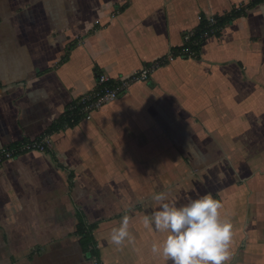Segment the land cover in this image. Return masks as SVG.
I'll list each match as a JSON object with an SVG mask.
<instances>
[{
    "label": "crops",
    "instance_id": "obj_1",
    "mask_svg": "<svg viewBox=\"0 0 264 264\" xmlns=\"http://www.w3.org/2000/svg\"><path fill=\"white\" fill-rule=\"evenodd\" d=\"M235 7L199 55H174L200 14ZM160 59L149 80L47 137L60 164L44 148L0 161V264H96L79 210L98 223L103 264H171L151 252L166 233L141 222L159 191L178 206L220 200L227 264H264V0H0V151L40 137L100 71ZM127 205L134 241L117 246Z\"/></svg>",
    "mask_w": 264,
    "mask_h": 264
},
{
    "label": "clouds",
    "instance_id": "obj_2",
    "mask_svg": "<svg viewBox=\"0 0 264 264\" xmlns=\"http://www.w3.org/2000/svg\"><path fill=\"white\" fill-rule=\"evenodd\" d=\"M155 210L141 218L148 230L166 233L164 239L153 241L151 252L171 264H227L231 258L233 224L230 218H221L224 207L211 194L189 198L187 203L177 205L169 199L166 191L151 195ZM131 206L124 207L119 226L111 230V243H132L129 231Z\"/></svg>",
    "mask_w": 264,
    "mask_h": 264
},
{
    "label": "trees",
    "instance_id": "obj_3",
    "mask_svg": "<svg viewBox=\"0 0 264 264\" xmlns=\"http://www.w3.org/2000/svg\"><path fill=\"white\" fill-rule=\"evenodd\" d=\"M243 8L242 7H235L232 9L231 12H229L228 14L224 15V16H217L215 15L216 18V23L214 24H209V21L207 20V17L205 14L203 15V19L200 22L199 27L196 30L195 36H194V40H198V44H194L193 41H191L189 44H187L188 46H192L196 51H197V55H199L200 51H201V47L202 44L205 42L206 37L205 34L206 32L209 35H220L221 33V29L228 23L232 22L236 17L240 16L241 14H243ZM178 49L174 48V55H177ZM168 60L165 59L163 63L167 62ZM84 105L83 103H80V99L75 98L74 100H72L66 107V110L64 111V113L58 118L56 119L46 130L45 132L38 137L35 140H29L27 138L23 139V141L21 142H17L11 146H7L10 147L11 149L15 150L14 156L23 153L27 150L22 149V147L25 144L31 143L33 144L34 141H41L43 138L48 137L50 135H52L55 132L64 130L68 127H74L76 126L78 123H80V121L86 117V112L84 110ZM44 149L51 153V155L53 156V158L55 159V161L59 163V160L54 152V150L49 146L48 142L44 143ZM73 177H74V172H72L70 174V180L71 183L73 185ZM98 227V223L94 222H88L86 215L84 214V212L82 210H79L78 212V223H77V227H76V231L75 233L77 235L80 236L81 238V242H82V247L84 252L87 254L88 257L93 258L96 260V264H103L102 258H101V249L99 246V241L95 236V229Z\"/></svg>",
    "mask_w": 264,
    "mask_h": 264
},
{
    "label": "built area",
    "instance_id": "obj_4",
    "mask_svg": "<svg viewBox=\"0 0 264 264\" xmlns=\"http://www.w3.org/2000/svg\"><path fill=\"white\" fill-rule=\"evenodd\" d=\"M209 24L216 23L215 15H206ZM200 22L203 19V15H199ZM196 30H191L184 35V45L181 50L178 52V56H196L197 51L191 46H188L191 41L196 45L198 40H194ZM205 36H208L206 32ZM174 55L172 54L170 58ZM169 59V58H167ZM165 59H160L155 61L153 64H147L142 67L140 70L134 72L131 75H122V76H111L106 72L100 71L97 76V83L93 90L85 93L80 96V103H83L84 110L87 113L86 117L91 118L94 111L101 108L107 102L118 98L122 93L128 89V87L137 81H147L151 78L154 70L162 64ZM47 142V137L43 138L41 141H34L33 144H25L22 149L29 150L33 148H44V143ZM15 150L10 147H5L0 151V161L6 158H12L14 156Z\"/></svg>",
    "mask_w": 264,
    "mask_h": 264
}]
</instances>
